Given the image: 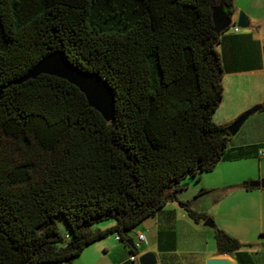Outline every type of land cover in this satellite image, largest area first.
I'll use <instances>...</instances> for the list:
<instances>
[{"label":"trees","instance_id":"16d2710c","mask_svg":"<svg viewBox=\"0 0 264 264\" xmlns=\"http://www.w3.org/2000/svg\"><path fill=\"white\" fill-rule=\"evenodd\" d=\"M233 1L0 0V264H71L108 235L136 257L127 233L167 203L206 219L175 195L227 154L212 115L214 46L230 28L213 32L211 8L231 16ZM53 52L108 85L113 123L61 79L21 81ZM213 241L215 255L252 264L247 245L216 228Z\"/></svg>","mask_w":264,"mask_h":264},{"label":"crops","instance_id":"0c3cea01","mask_svg":"<svg viewBox=\"0 0 264 264\" xmlns=\"http://www.w3.org/2000/svg\"><path fill=\"white\" fill-rule=\"evenodd\" d=\"M238 12L246 17V28H237L236 33L230 28L227 33L220 35L214 46L222 69V97L218 106L225 101L228 92L227 106L214 124L228 126L245 110L253 106H260L261 109L250 115L234 136L228 137L225 160L217 162L208 175H199L194 181L192 194L198 190L227 191L250 180L264 178V163L261 162L258 163L257 179L244 176L242 172L245 161L254 158L264 160L257 156L258 149L264 147V0H234L232 20ZM230 194L233 195V205L222 214L216 216L201 208L196 212H204L213 222L214 228L240 244L247 245L241 250L248 255L252 264H264V190L241 189ZM184 213L180 209L163 207L142 221L138 226L142 225L145 231L151 232L150 243L153 249H147L148 241H145L138 247L136 259L142 254L150 253L154 256L155 264H204L209 259H226L232 264H238L235 259L217 256L214 252L204 255L182 251V241L191 242L192 234H201L194 228L198 223L192 224ZM112 226V221H106L91 226L89 230L103 231ZM63 231L66 232V229ZM138 234L145 237L141 230L136 231V235ZM71 264L134 263L130 262L124 244L115 241L113 235H108L84 247Z\"/></svg>","mask_w":264,"mask_h":264},{"label":"water","instance_id":"95a60500","mask_svg":"<svg viewBox=\"0 0 264 264\" xmlns=\"http://www.w3.org/2000/svg\"><path fill=\"white\" fill-rule=\"evenodd\" d=\"M211 22L213 32L218 35L229 27L235 26L239 29L246 28L248 22L246 17L238 12L234 20L231 16L223 13L220 7L211 8ZM38 75H47L61 79L76 88L84 97L89 108L99 114L101 119L111 124L113 123V94L108 85L96 74L81 71L69 64V62L58 52H53L40 59L27 74L21 79H34ZM261 109L260 106H253L242 112L230 125L226 127V133L229 137L234 136L244 121L255 112ZM247 188L264 190V179L251 181L247 183ZM203 227L213 228L211 220L205 219ZM125 245L132 248L131 240L125 242ZM137 264H155L154 256L145 253L136 259ZM204 264H232L226 259H209Z\"/></svg>","mask_w":264,"mask_h":264},{"label":"rangeland","instance_id":"374dc122","mask_svg":"<svg viewBox=\"0 0 264 264\" xmlns=\"http://www.w3.org/2000/svg\"><path fill=\"white\" fill-rule=\"evenodd\" d=\"M225 101H223V103H221L217 109L214 111L213 115H212V122L214 123V121H218V119L220 118L223 109L226 108L225 106H227V102H228V92H227V97H225ZM264 163V160H258L257 158L248 160L244 162V165L242 167V172L247 176H253L255 177V179H257L259 177V166L258 163ZM241 170V168L239 169ZM208 175V173H206ZM206 176V175H205ZM264 179V178H259ZM195 180L192 179H185L182 181V185H183V189L181 191H179L175 196L176 199L178 201L181 202H185V201H191V205H190V209L193 212H196L197 209L201 208L202 211L210 213V214H216V216H218L219 214H222L224 211L228 210L230 205H233L231 202V197L233 196L232 192L234 191H238L241 190L239 188H232L230 190L227 191H214L211 193L214 194H210L208 197H198L196 199H193L194 196L196 195V193L199 191H196L195 194L193 193V188L195 187ZM251 181H255V180H250L248 182ZM258 181V180H256ZM246 182V183H248ZM243 190V189H242ZM217 192V193H216ZM219 192V193H218ZM217 194V195H216ZM165 208H175L176 210H182L183 212H185L183 209L179 208L177 206V204L175 202L172 203H167L165 206ZM204 212H196L198 214H204ZM186 215V213H184ZM206 216V215H205ZM186 218L188 219V217L186 216ZM206 219H209L208 216H206ZM189 220V219H188ZM192 224H194L191 220H189ZM62 220L60 218H57L56 220V226L59 232H63L62 231ZM106 222V221H104ZM109 222V221H107ZM148 222V221H147ZM212 222V221H211ZM190 223V224H191ZM197 227L196 228L198 231L201 232V234L199 235H195L192 234V240L191 242H185L182 241L181 242V248L183 249L182 251H188L189 253H193V254H204L206 255V253L211 254L213 253V249H214V241H213V228H208V227H203V221L199 220L197 222ZM213 224V222H212ZM143 227V229H142ZM137 230H141L144 234V238L145 241L148 243V245L146 246L147 249H153V246L150 243V238H151V232L145 231L144 230V226L140 225L134 229H132L130 232L127 233V236L129 237L130 240L134 241V238L136 237V231ZM211 251V252H210Z\"/></svg>","mask_w":264,"mask_h":264},{"label":"built area","instance_id":"2783aa9c","mask_svg":"<svg viewBox=\"0 0 264 264\" xmlns=\"http://www.w3.org/2000/svg\"><path fill=\"white\" fill-rule=\"evenodd\" d=\"M232 28V32L236 33L237 32V28L236 27H229ZM257 156L258 158H264V147H261L258 149L257 151ZM114 240L117 241V237L114 235ZM145 243V238L143 237V235H136V238L134 241H132V247L136 250H138V247L140 246V244H144ZM130 260L132 261H136V257H129Z\"/></svg>","mask_w":264,"mask_h":264}]
</instances>
